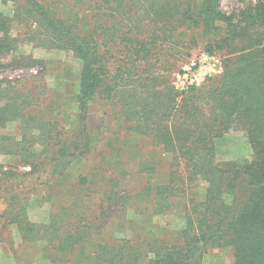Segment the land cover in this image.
I'll list each match as a JSON object with an SVG mask.
<instances>
[{"label":"trees","instance_id":"16d2710c","mask_svg":"<svg viewBox=\"0 0 264 264\" xmlns=\"http://www.w3.org/2000/svg\"><path fill=\"white\" fill-rule=\"evenodd\" d=\"M0 3L9 7L0 55L15 54L11 64L46 72L44 58L20 53L26 46L66 50L81 64L66 108L46 84L0 79V156L29 167L0 162V186L13 191L0 242L16 264H204L214 248L231 252V264H264V0L231 12L220 0ZM194 49L221 57L223 72L179 85L174 74ZM233 131L250 155H219L217 140ZM137 138L169 155L166 181L144 158L131 164L142 156ZM28 180L53 191L45 220L31 219ZM198 181L200 196L189 192ZM174 198L185 201L178 244L155 221ZM29 244L39 250L28 259Z\"/></svg>","mask_w":264,"mask_h":264},{"label":"rangeland","instance_id":"374dc122","mask_svg":"<svg viewBox=\"0 0 264 264\" xmlns=\"http://www.w3.org/2000/svg\"><path fill=\"white\" fill-rule=\"evenodd\" d=\"M43 3H47L50 0H40ZM221 8L225 11L231 12L235 9L241 7V0H220ZM0 3V9L8 10ZM2 32H0L1 36ZM27 51L34 55L35 57L44 58L46 61L44 74H41V71L44 69L42 66H36L33 68H23L13 63L12 59L15 54H3L0 55V79H18L20 83H42L46 84L47 88L50 91V94L55 96L57 99L60 97L59 104L63 108L68 107L72 104L74 98V90L76 88L77 81L79 79V73L81 69L80 61L71 53L66 50L61 49H37L31 46L21 47L20 53ZM181 69L185 72L180 74L176 72L174 74L177 83L179 85H185L186 82L195 83L198 85H203L207 83L209 77L219 75L223 72V59L219 56L208 55L205 52H202L200 49H194L192 55L187 58H183L180 63ZM33 75H37L38 78H33ZM192 79V80H191ZM99 107V105L97 106ZM106 114L104 111H99L98 115L95 116L97 121L96 124L102 123V120L105 119ZM118 127V131H119ZM7 131V130H6ZM2 132V130H0ZM14 132V131H13ZM123 134V133H122ZM137 143V149L139 153L142 154L135 161H132L131 164L136 168L141 164L140 159L144 158L146 165L154 167L156 171L153 173L152 178L158 179L160 182L166 181V173L168 168V158L169 155L164 154L161 150L150 148V143L145 138L135 139ZM217 151L219 155L224 156H233L237 157H246L250 155L251 150L246 141V138L242 133L239 132H229L224 137L217 140ZM135 150L134 148H131ZM126 151V150H125ZM126 155H131L133 151H126ZM83 160V159H81ZM0 162L3 163L7 169L13 167L21 172L29 171V167H24L19 165L18 158L13 155L0 156ZM81 162L78 161V165ZM147 171V170H146ZM151 177V176H150ZM12 180V179H11ZM31 181H26L22 184L21 189L26 196L30 197V208L29 214L31 219L35 221L45 220L48 214L51 211V199L50 192L45 190L44 184L38 183L30 184ZM206 183L203 181H198L195 187L189 192H195L198 196L202 195L206 189ZM34 188V190H32ZM13 191L10 188H6V185L0 186V211L7 208H11L9 205L8 198L12 196ZM8 197V198H7ZM185 207V201L183 198H174L172 202L169 203L167 207V213L156 216L155 221L158 222L160 227H166V233L164 238L170 244H178L181 234V229L185 226L186 222L183 217ZM147 222V220L145 221ZM144 222V223H145ZM139 223L142 225L141 219ZM155 223V222H154ZM157 224V223H156ZM139 226V231L141 235L144 236ZM11 230L16 233L15 238L18 239L17 230L13 227ZM6 233V229L4 230ZM18 247V246H15ZM9 246L3 242H0V264H16L12 257L7 253ZM21 248V247H20ZM25 253L28 259L33 254L39 250L37 244H29L25 247ZM232 262V253L225 249H210L206 256L204 257V264H231ZM45 263L48 264V261H34L32 264Z\"/></svg>","mask_w":264,"mask_h":264},{"label":"built area","instance_id":"2783aa9c","mask_svg":"<svg viewBox=\"0 0 264 264\" xmlns=\"http://www.w3.org/2000/svg\"><path fill=\"white\" fill-rule=\"evenodd\" d=\"M192 80V79H191Z\"/></svg>","mask_w":264,"mask_h":264}]
</instances>
